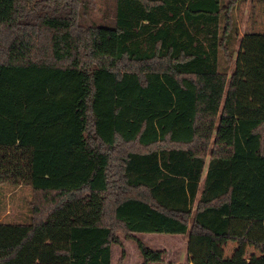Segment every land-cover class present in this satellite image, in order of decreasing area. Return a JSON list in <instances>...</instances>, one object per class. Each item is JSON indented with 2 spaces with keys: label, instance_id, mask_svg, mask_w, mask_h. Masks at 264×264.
Instances as JSON below:
<instances>
[{
  "label": "trees",
  "instance_id": "1",
  "mask_svg": "<svg viewBox=\"0 0 264 264\" xmlns=\"http://www.w3.org/2000/svg\"><path fill=\"white\" fill-rule=\"evenodd\" d=\"M82 1L0 0V184L31 189L0 264H110L135 232L204 241L188 264H264V30L234 47L244 0H106L99 20Z\"/></svg>",
  "mask_w": 264,
  "mask_h": 264
},
{
  "label": "rangeland",
  "instance_id": "2",
  "mask_svg": "<svg viewBox=\"0 0 264 264\" xmlns=\"http://www.w3.org/2000/svg\"><path fill=\"white\" fill-rule=\"evenodd\" d=\"M106 0H83L82 6L86 7L89 19L99 20ZM237 7V8H236ZM236 18L239 28L242 30L248 28L252 17H256V22L260 21L256 27H264V17L261 16L260 10L263 12L264 0H244L236 5ZM86 17V18H87ZM262 17V18H261ZM237 45V42L235 43ZM223 63V61L221 60ZM31 198V189L27 185L19 186L15 189L7 184H0V221L20 222L24 223L28 220L29 210L27 201ZM233 230L242 231L241 224L235 226L236 221L232 220ZM252 234L264 237V228L255 225L252 228ZM140 239L149 247L155 249H165L162 263L151 264H185L188 260H198L206 251V243L204 241L193 246L192 239L189 235L180 236L179 234L170 233H138ZM123 237V236H121ZM127 239V238H126ZM123 238V244H113L111 246L110 264H117L118 258L123 251L122 264H140L141 254L137 248L136 240H126ZM182 240L186 242L185 248L182 246ZM193 249H192V248ZM187 249V251H186ZM166 250L168 252L166 253ZM192 250V251H191ZM218 252L224 258H243V256L256 257L260 252L254 247L243 244L241 247L236 242L229 241L227 246H218ZM250 258V257H249Z\"/></svg>",
  "mask_w": 264,
  "mask_h": 264
},
{
  "label": "crops",
  "instance_id": "3",
  "mask_svg": "<svg viewBox=\"0 0 264 264\" xmlns=\"http://www.w3.org/2000/svg\"><path fill=\"white\" fill-rule=\"evenodd\" d=\"M258 1H260V2H262V0H258ZM236 6H234V16H235V19H236V22H237V26H238V34H237V38L233 41V45H234V47H237L238 46V44H239V36H241L246 30H264V27H256L258 24H261L260 23V21H257L256 22V17H252V19H251V21H250V23H249V27L248 28H246V29H244V30H242L241 28H239V23H238V21H237V18H236V8H235ZM260 13H261V16H263L264 17V9H263V12L260 10ZM262 18V17H261ZM237 42V45L235 44ZM235 55H236V50H234L233 51V53H232V62H231V64H233V61H234V58H235ZM255 225H259L260 227H262V228H264V222H261V223H255L254 224V226ZM253 226V227H254ZM253 230V229H252ZM138 233H150V232H135V233H133V236H134V238L132 237V238H127V237H125L124 235H122V234H120V240H121V244H123V238H127L126 240H135V238H137V239H139V240H141L140 239V237L137 235ZM152 233V232H151ZM154 233V232H153ZM155 233H158V232H155ZM180 236H186V235H189L190 237H191V239H192V242H193V239H194V236H192V235H190L189 233H185V234H179ZM121 236H123V237H121ZM142 241V240H141ZM143 242V241H142ZM144 243V242H143ZM200 243V242H199ZM114 244V243H113ZM113 244H111V246L113 245ZM145 244V243H144ZM196 244H198V243H196ZM194 242H193V246L194 245H196ZM119 245V244H118ZM146 245V244H145ZM221 245H223L224 247H226L227 246V243H225V244H221ZM147 246V245H146ZM182 246L183 247H185V248H190V247H188V246H186V242H184L183 240H182ZM149 247V246H148ZM165 248V247H164ZM163 248V250L165 251V249ZM192 248V247H191ZM155 249V248H154ZM193 249V248H192ZM186 251H187V249H186ZM192 251V250H191ZM168 252V250H166V253ZM249 257H251V256H249ZM249 257H247V256H243V258H249ZM141 259H142V256H141ZM193 261V259H191V260H188L185 264H188V263H190V262H192ZM142 262V261H141ZM151 263H158V262H150V263H148V264H151ZM160 263H162V262H160ZM120 264H122V261H121V263Z\"/></svg>",
  "mask_w": 264,
  "mask_h": 264
}]
</instances>
